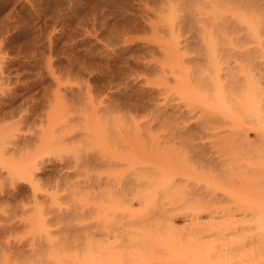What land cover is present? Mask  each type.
I'll return each mask as SVG.
<instances>
[{"label": "bare ground", "instance_id": "1", "mask_svg": "<svg viewBox=\"0 0 264 264\" xmlns=\"http://www.w3.org/2000/svg\"><path fill=\"white\" fill-rule=\"evenodd\" d=\"M193 1L199 0L180 3L187 10L180 22L191 28L194 37L175 42L174 54L167 49L164 60L159 59L153 69L157 95L152 116H145L151 119L136 123L130 135H119L120 143H124L120 147L114 144L116 137L112 143L107 135L109 146L108 141L98 142L91 136L92 145L84 151L87 153L77 156L78 152L69 151L74 153V166L91 171L90 180L82 184L91 188V203L85 210L88 214L92 211L95 218L88 225L90 230L79 224L71 227L74 238L77 235L80 240L73 238L71 257L64 249V255L54 252L56 255L51 256V250L54 264H264V0H200L202 9L193 5L190 10ZM193 8L198 10L196 15ZM171 15L168 17L175 18ZM220 24L222 29L217 34ZM93 113L84 120H98L99 114ZM38 136V145L30 139L25 147L32 143L37 150L52 144L50 137ZM51 146L53 149L54 144ZM21 151L18 154L23 156ZM55 151L60 152L57 147ZM33 153L24 158L29 155L24 152V159L19 156L12 160L8 172L32 185L31 198L36 201L40 196L35 194L36 188L42 186L36 174L43 168L31 158ZM125 164L128 171L110 183L112 170ZM103 168L108 171L104 176L96 172ZM75 209L79 211L77 206ZM61 211L54 214L64 218L67 212L63 215ZM75 211H68V215L74 216ZM35 212L34 216L29 214L33 216L29 225L24 221L25 227L32 224L39 229L44 223ZM83 212L79 216L87 214ZM175 219L184 223L182 230L175 228ZM22 249L13 252L15 257L6 253L19 258L20 264L30 263L34 249L23 254L19 252ZM5 254L4 258L9 255ZM7 259L1 254L0 264H9L4 262Z\"/></svg>", "mask_w": 264, "mask_h": 264}, {"label": "rangeland", "instance_id": "2", "mask_svg": "<svg viewBox=\"0 0 264 264\" xmlns=\"http://www.w3.org/2000/svg\"><path fill=\"white\" fill-rule=\"evenodd\" d=\"M198 2L196 1L197 5L193 1L190 10L193 5L200 7ZM180 3H184V0H0V251L3 259H7L11 253L15 257L16 251L21 247L23 251L19 252L22 254L26 249L28 252L34 249L32 253L35 255L27 264H42L46 261L54 264L50 257L56 255L54 252L64 255V250L67 252L65 254L72 256L74 233L71 227L79 224L78 227L85 226L89 229L88 225L95 218L92 211L88 214V210H85L88 208L87 204L91 203L88 202L92 195L91 188L86 184L90 180L91 171L84 166H74L72 156L76 152L77 156L82 152L87 153L84 151L92 145L91 136L98 142H106L110 137V142L113 143L112 137L120 138L124 133L131 134L136 123L148 121L149 118L145 116L148 117L149 113L152 116L153 111L150 110H153L152 102L157 95L154 90V68L157 61L164 60L166 51H173L175 42L194 37L189 32L191 28L188 29L182 20L180 22L187 13ZM197 9L193 8L195 15ZM228 13L229 11L224 14ZM170 15L175 18L171 19L168 17ZM166 17L170 19L167 20ZM218 26V31H215L217 34L222 29L221 24ZM186 53L191 56L189 52ZM92 113L98 120L95 121L94 116L93 121H85L84 117H90ZM38 133L50 137L51 145L54 144L53 149L51 145L48 146L51 152H46L50 149L48 147L40 148L43 146L35 150L32 143L29 144L32 148L29 145L25 147L26 141L30 139L36 142L40 137ZM104 134L107 138L105 141ZM67 136L66 139L70 141L65 139ZM116 138V147L124 144L120 143L121 138ZM106 143V147L107 144L112 146L109 141ZM34 144L38 145L37 142ZM17 146L19 152L23 149V156L29 154L24 158L30 157L34 150V157L32 155L31 158L37 159L38 167L43 168L42 172L36 174L38 178L41 177L42 186L43 183L46 186L44 188L38 184L39 188L35 189L37 192L34 193L40 195L37 196L38 201L31 198L34 190L32 185L18 177H11L9 173L12 160L21 156ZM55 147L60 152L55 151ZM114 147L115 145L113 149ZM110 148L108 151L113 153ZM104 168L96 172L104 176ZM128 169L126 164L113 169L110 183L123 176ZM82 181L86 183L82 184ZM45 196L48 198L45 199ZM51 196L54 197L53 200ZM83 200L86 201L85 205ZM51 201L53 204L49 205ZM37 203L39 204L36 205ZM78 203L86 207L83 208ZM76 206L79 211L75 209ZM51 208L56 209L53 211ZM72 209L76 210L78 216L68 215V211H74ZM82 209L89 217L87 214L79 216ZM36 210L39 217L44 218V223L38 225L39 231L34 229L36 225L25 227V224H30L28 221ZM56 210L67 214L64 218L58 217L54 214ZM38 211L40 214L43 211L42 216ZM26 220L28 223H25ZM173 224L177 230L183 229L181 219H175ZM76 237L78 238L77 235ZM77 238L74 239L79 241ZM24 241L26 243L23 245ZM47 241L53 244L50 248L46 247ZM10 244L14 246L11 245L10 248ZM4 245L5 249L9 246L8 250L3 248ZM2 250L11 253L5 254ZM4 254L9 255L4 258ZM12 254L3 261L10 264V259L14 263L17 261L15 264L19 263V258H11ZM64 264L71 262L65 261Z\"/></svg>", "mask_w": 264, "mask_h": 264}]
</instances>
